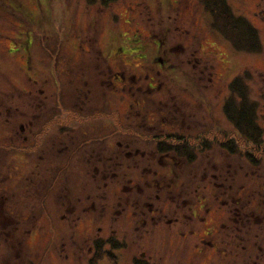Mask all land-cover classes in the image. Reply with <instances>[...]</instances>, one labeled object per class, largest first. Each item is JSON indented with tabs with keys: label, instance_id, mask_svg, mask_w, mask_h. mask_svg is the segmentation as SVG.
<instances>
[{
	"label": "rangeland",
	"instance_id": "374dc122",
	"mask_svg": "<svg viewBox=\"0 0 264 264\" xmlns=\"http://www.w3.org/2000/svg\"><path fill=\"white\" fill-rule=\"evenodd\" d=\"M229 4L234 15L258 30L262 52L236 51L211 28V17L198 0H121L108 9L91 6L87 0H0V109L18 107L27 112L16 120L0 114V154L10 151L2 143L8 142L11 123H28L32 112H36L34 129L46 127L48 133L52 129L63 135L62 144L69 143L63 132L74 133L71 127L78 130V149L86 137L91 140L86 150L77 152L73 175L67 173L52 190V186L31 190L37 208L28 209V225L38 230L30 238L25 264H89L94 258L98 264H134L140 258L151 264H264V246L263 253L257 250L264 238L263 200L259 195L258 200H249L260 191L264 199V145L254 150L240 139L224 113L227 99L239 100L230 83L249 73L246 96L257 105L264 128V0H229ZM82 51H89L88 67L77 81L72 65ZM155 55L167 60L164 68L152 63ZM150 84L157 87L152 93ZM147 112L161 128L156 133L159 141L176 144V139L167 137L175 134L195 150L204 141H213L212 150L198 149L193 166H183L182 161L177 165L170 155L153 153L156 147L144 122ZM23 135L29 136V131ZM230 139L242 152L261 160L260 168L254 169L244 156H228L219 144ZM42 140L40 136L31 143ZM103 140L104 156L112 161L109 166L97 162ZM16 142L19 149L20 141ZM128 144L148 153L153 167L146 170V163L135 160V155H122ZM36 150L32 146L25 152L32 158L27 169L23 161L12 162L6 173L16 181L26 169L25 184L29 182L38 164ZM65 159L60 156L53 162L69 164ZM46 160L41 164L49 167ZM120 163L129 175L118 171L110 175L113 164ZM173 166L185 184L167 200L166 193L172 191L158 188L170 181ZM216 183L229 188L230 198L217 199ZM198 184L200 194L191 193ZM69 191L75 197L76 215H68L71 209L64 206L69 204ZM45 196L42 209L39 204ZM246 207L249 213L262 209L256 212L262 226L249 219L242 231L225 230L224 224L232 225L230 210ZM7 224H0V232L9 228ZM111 238L125 245L119 250L105 245L103 250H112L113 258L96 248L97 241ZM7 244L4 253L12 255V238ZM12 258L11 264H16Z\"/></svg>",
	"mask_w": 264,
	"mask_h": 264
},
{
	"label": "trees",
	"instance_id": "16d2710c",
	"mask_svg": "<svg viewBox=\"0 0 264 264\" xmlns=\"http://www.w3.org/2000/svg\"><path fill=\"white\" fill-rule=\"evenodd\" d=\"M121 0H87V3L91 6H99L101 9H108L111 6H114L115 4L119 3ZM199 4L204 8L207 14L210 15L211 17V28L216 31L217 33L220 34L221 37H223L228 43L231 44V46L239 52H245L249 54H258L262 52V43L260 41L259 33L258 30L251 24L247 19L243 17H238L234 15V12L229 4V0H198ZM2 4L4 7L5 2L2 1ZM88 41V40H87ZM87 43H90L89 41ZM88 45V44H87ZM98 46V44H97ZM200 51V50H199ZM89 51H87L88 53ZM99 52L102 53V51ZM84 51H82L81 55L75 60L74 64L72 66H76L75 71L76 74L78 75L77 80L80 77L85 76L87 73L86 68L88 67V58H85L86 54ZM103 54V53H102ZM110 67V66H108ZM173 67L172 64L169 65V68ZM249 74V73H248ZM248 74L245 73L243 76H237L232 83H230L229 88L232 94H235L238 96L239 100L234 97H230L227 99L225 105H224V113L229 122L233 125L235 128L236 132L238 133V137L245 141L247 144L251 145L254 150L260 149L264 145V128L259 124L258 120V115L256 111L257 105L255 103H251L248 101V97L246 96V91L247 87L244 85L245 79H249ZM246 90V91H245ZM147 131L149 133H159L161 131V128L157 127V125L154 123L153 125H148V121H144ZM152 122H154L153 117H152ZM156 125V127H155ZM138 132V130H137ZM150 135V134H149ZM134 137V136H133ZM151 137V136H150ZM167 137L176 139V144H166L163 141H159L161 138L158 137L157 139H153L152 142L154 143L155 147L154 152L160 156L163 155H170V158L172 161L176 162L175 164L179 165V161H182L183 166L184 165H189L193 166L197 163L198 157L200 153H208L212 150L213 147V141H204V143L201 144L200 147H197L196 150L194 147H191L188 142L185 140H181V136H176L175 134H169ZM163 139V138H162ZM89 140L88 137H86L83 141L84 143ZM97 140V139H95ZM100 141V140H99ZM101 143V142H100ZM83 144V143H82ZM142 144V143H141ZM219 147L228 155V156H244L248 159L249 163L252 165L254 169L260 168L261 160L256 159L250 152H242L239 147L237 146V143L233 140L230 139L228 141L222 142L219 144ZM256 148V149H255ZM198 149H200V153H198ZM144 154L149 155L148 153L144 152ZM122 155L124 153L122 152ZM105 158L107 156H104ZM105 162V166H109V163L111 164V160H109V157ZM135 160L142 162L143 164L146 163V166L144 167L146 170L152 168L153 166L151 165L153 163L152 160L148 159V156L145 157H137ZM175 166V165H174ZM172 167L170 171L171 179L169 178L170 176L164 174L163 177L169 178V182L163 184L161 187H157L159 189V192L163 189L172 191V192H167L166 194L168 195L167 200H170V197L174 195L175 192L179 191V188H184V184H181V175L177 173L176 167ZM182 166V165H181ZM113 172L110 173V175H113L114 172H120L119 174L123 176H128L129 172L126 169H123L124 163H120L119 165L113 164ZM171 167V166H169ZM122 168V169H121ZM112 169V168H111ZM116 177V176H115ZM148 177V175H147ZM146 177V179H147ZM195 177V176H193ZM197 177V174H196ZM190 179V178H189ZM195 179V178H194ZM149 180V179H147ZM140 182V179H139ZM190 183V182H189ZM181 184V185H180ZM194 184V182L192 183ZM140 185V184H139ZM190 186V187H189ZM188 186V191L192 187L191 184ZM148 187H152L148 186ZM147 187V189H148ZM164 187V188H163ZM223 188V189H222ZM231 191L233 190L232 187ZM157 189V190H158ZM200 189L201 187L198 186L195 188V191L191 190V193L199 195L200 194ZM262 189V188H261ZM214 193L218 192L220 195H216L217 199H219V196L222 198L229 197L230 198V193H229V188L224 189V187H216L215 185L213 186ZM215 195V194H214ZM258 195L260 196L259 199L263 200L262 205H264V199L262 198L261 191L258 194H252L249 197V200L252 199V201L258 200ZM164 196V194H163ZM173 199H176L174 197ZM173 199H171V204H173ZM167 202V201H166ZM251 202V201H250ZM241 209V208H240ZM246 208L239 210V211H234L231 212L233 214V218L235 221H230L232 222V225H234V222L237 224L234 228L236 227L240 229L241 231L248 228L249 221L252 220L254 221L255 225H258V228L262 226L260 220L258 217H256V212H262V209H259V212L256 210L252 211L251 213L244 211ZM191 210V209H190ZM75 212V213H74ZM254 212V213H253ZM73 213L76 215V211H73ZM230 214V215H231ZM72 215V214H71ZM250 219V220H249ZM259 230V229H257ZM262 233L264 232L262 227H261ZM256 232V230H255ZM248 234V232L246 233ZM261 237V235L257 236ZM244 238H247L244 236ZM238 241V240H237ZM96 248L99 251H104L102 255H109L110 257L113 258V252L103 250L105 249V245H109L110 248H113V250H119L125 245L118 241L117 239L115 240L114 238L109 239L108 241H97L96 242ZM260 247L264 246V238L261 240V244H259ZM98 252V251H97ZM97 258H94V260L89 261V264H98L99 261L96 260ZM98 262V263H97ZM134 264H151L149 261L144 260V259H136Z\"/></svg>",
	"mask_w": 264,
	"mask_h": 264
},
{
	"label": "flooded vegetation",
	"instance_id": "af4514ba",
	"mask_svg": "<svg viewBox=\"0 0 264 264\" xmlns=\"http://www.w3.org/2000/svg\"><path fill=\"white\" fill-rule=\"evenodd\" d=\"M156 46L159 48L161 46V43L156 44ZM158 51H161L160 48L158 49ZM152 63L154 65L158 64V67L162 69V67L164 68L166 66L167 60H164V58L163 57L161 58L160 56L156 57L155 55ZM169 65L170 62H168V67ZM133 76L136 77L135 75ZM153 80H155V78H153L152 81ZM149 88L151 90V93L157 89V87H155L154 85L151 86V84L149 85ZM22 91H24L23 92L24 94L26 93L30 94L31 92V90H22ZM78 91H80V88H78ZM14 97L15 96H12V98ZM34 103H36V101ZM30 108L33 109L35 107H30ZM39 109L41 108H35V110L37 111ZM19 110L20 109L18 107H2V109H0V114L4 113L5 115H7V117L12 116V120L14 119L16 120L17 118L20 119L24 117V114H27V112H22ZM35 113L36 112H32L33 115L29 116L30 119H28L29 121L28 123H24L19 126H16V124L11 123V127L9 128L10 134L7 137L8 142L2 143L5 148L10 150L9 153L0 154V224L2 225L3 223L4 224L8 223L7 225L9 226V228L8 227L7 229L4 228L0 232V235H2V237L0 238V256L3 255V257H1V260H3L4 264H11L12 262H10V259L12 258V256L14 257L16 264H25L28 262L29 241L30 238L33 236L34 232L38 230L37 229L35 231V229H29V225H28V221H29L28 209L37 208L36 207L37 203L35 205L34 202L35 199H32L33 193H31V190L40 191L41 189L48 188V186H52L51 190L54 189L56 184L59 181H61V179L64 176H66L67 173H69L70 175L73 172L74 169L73 162L74 159L76 158L77 152L81 150H86L87 149L86 146L91 145V140H87L85 143L81 144L80 149H78V145H77L78 130L76 127H71L74 131V133H72L73 135L71 134V132L68 131L63 132V134L67 136L66 139H68L69 142L65 144H62V140L64 139L61 138H63V135L58 134L52 129H50L51 133H48L49 129L46 130L47 129L46 127H44L45 130L44 129L41 130V127L34 129L37 123L35 122L36 120ZM147 114H148L147 121L149 123L148 125L149 126L153 125V122L150 119L152 114L150 112H147ZM6 120L8 121V119ZM38 130L41 131L37 133ZM61 130H65V129H61ZM137 130H138L137 128H134V133ZM26 131H29V136L23 135ZM40 136H43V140L41 143H31V141H33L35 138L38 139ZM128 137L134 138L135 136L133 137V135H128ZM17 140L20 141L19 149L15 147L17 145L16 142ZM150 140H153V138L150 137ZM99 145H101L102 147H101V153L97 156V162L101 163L104 166V140L103 142L101 141ZM32 146L33 147L35 146V150L37 149L35 151L36 152L35 154H37L36 156H38V158H36L38 164H35V166L33 167V169L35 170L33 169H31L33 171L30 170L31 172L29 174L30 177L29 182L25 184L27 179L24 178H26L27 165L31 163V159H32L29 155L31 153H25V152H27V150H29V148H31ZM122 149L124 150V154L126 155V157H131L132 155L133 156L135 155L134 158L137 157L142 158L147 155V154H141L138 151V149H133L130 144L123 146ZM60 156H64L66 158L65 162L69 161V164L61 165L60 161L53 162ZM46 158L49 160H46ZM44 160L50 162L49 167H46L45 164H41V162H44ZM18 161H23L24 164H26V169L23 173H19L20 176L18 180L15 181L11 174L6 173V169L12 167V162L16 164ZM97 172H99V170ZM11 195L13 196L12 198L9 197ZM67 198L69 199L68 201L69 204L64 203V206L69 210L71 209L70 210L71 212H67L68 215H71L73 214V211H75L77 205L76 203L74 204L75 197L70 191H69V196ZM45 200H46V196L43 198L42 203L39 204V207L42 209H44L46 205ZM222 225L223 224H221V226ZM231 226L232 225L229 226H226V224L223 225L224 229L228 231L235 229L234 226L233 228ZM228 236L231 237L230 234H227V237ZM11 238H12V244L10 246V251L12 255L8 254V256H6L7 253L4 252H6L5 251L6 246L7 247L9 246V244L7 243L11 241ZM234 243L231 241V245H233ZM261 248L262 247H260L257 250L263 253ZM230 253H233V251ZM68 255L69 254H67L66 256Z\"/></svg>",
	"mask_w": 264,
	"mask_h": 264
}]
</instances>
